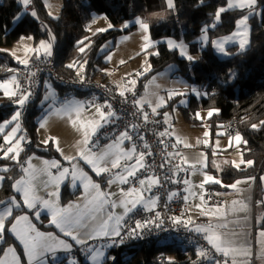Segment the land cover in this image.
Returning a JSON list of instances; mask_svg holds the SVG:
<instances>
[{
    "label": "trees",
    "instance_id": "16d2710c",
    "mask_svg": "<svg viewBox=\"0 0 264 264\" xmlns=\"http://www.w3.org/2000/svg\"><path fill=\"white\" fill-rule=\"evenodd\" d=\"M174 3L175 11L171 10L164 21H147L150 36L153 41L164 38L182 40L191 46L190 55L195 56L199 53L195 42L201 35V29L213 22L215 11L221 6L225 7L226 0H204L203 4L200 0H174ZM34 9L36 18L30 12H25L20 0H0V49L3 50L0 51V80L8 78L19 67L4 49L18 41L21 36L30 35L37 42L48 37L49 30L55 36L53 60L56 74L68 80L76 79L81 74L95 78L106 65L103 63V55H99L100 48L108 40H114L120 34L131 33L136 29L135 25L123 31L117 27L125 21L162 11L164 0H63L58 18L50 17L40 0L34 1ZM250 11L249 44L243 52L239 51L238 44H232L226 47L231 54L219 59L211 43H208L200 51L196 62L190 64L188 60L180 58L176 50H169L165 44H159V54L150 57L149 74L161 71L167 65H175L176 76L198 85L208 93L200 100L192 97L189 108L184 110L188 121L197 123L189 117V110L192 108L217 109L207 119L211 137H218L220 131L223 136L230 137L239 133L242 137L240 150L245 163L239 168L223 167L219 174L224 186L264 173V0H257L252 10L222 13L221 22L215 28L209 27L207 30L209 42L227 37L235 29L236 20L248 15ZM17 15L22 18L14 23ZM93 16L106 17L114 27L90 36L87 28ZM81 40L84 43L78 44ZM80 47L85 48L84 52H79ZM70 64L73 67H68ZM230 70L236 73L235 78H229ZM54 86L62 95L63 87ZM37 101L29 106L25 117L20 119L25 141L24 149L17 160L10 159L12 155L5 157L4 151H0V168L8 169L0 172L4 177L0 187V207L9 204L13 198L19 201L13 184L22 176L25 161L30 154L61 161L60 155L51 145L43 150L37 140L40 113L35 107ZM17 108L10 98H5L0 92V124L10 119ZM253 124L257 127L253 128ZM1 145L0 137V147ZM247 161L253 163L248 165ZM67 196L70 193L63 187L61 197L65 201ZM24 211V208H19L13 212L12 217ZM8 245H13L23 258L21 247L6 232L0 245V257ZM110 255L114 259H108L105 264H189V261H182L183 254L179 250L160 245H153L149 249L119 247Z\"/></svg>",
    "mask_w": 264,
    "mask_h": 264
},
{
    "label": "rangeland",
    "instance_id": "374dc122",
    "mask_svg": "<svg viewBox=\"0 0 264 264\" xmlns=\"http://www.w3.org/2000/svg\"><path fill=\"white\" fill-rule=\"evenodd\" d=\"M41 1L43 2V0ZM43 4H44V8L47 11V14L49 15L50 12L52 13V15H49L50 17L58 18L60 16L61 9L63 6V0H45ZM170 11L171 10L168 8L166 0H164V9L162 11L147 14L143 17H140V19H142L146 23L148 20H151V19H154V21L156 22H162L166 19V17H168ZM102 17L104 16H97L95 19V22H93L92 20L90 24L88 25L87 30L90 36L96 33H99V31H97L98 29L110 30L108 28V24L110 22L107 19H104ZM135 20L136 19H134L133 21H125L129 23V27H131L132 25L136 26V29L133 32L122 33L114 40H108L100 48L99 55H103V63L104 64L106 63V65H104L101 68L99 75H97L95 79L101 82L103 80V83H109L111 85H114L117 88L118 92H121V91H123L124 93L132 92L140 88L141 89L140 95L138 96L137 101L139 100V101H147V102L141 103L139 108L136 106L137 109L139 111H142L143 113L146 109L147 115H151L155 118L159 117L163 121V123L167 125V127L169 128L168 132L171 135V137L173 136L174 144L182 146L187 149H195V148L204 147L205 149L212 150L213 151L212 155L214 157L217 156L216 151H218L219 158L224 159L226 156L231 155L232 161L234 162V164H239V165L242 164L240 163L241 151H240V148L238 147V144L236 143L234 139L235 135L230 136V137L223 136V134L220 131L219 132L220 135L218 137H211L210 128L207 123V119L209 118L208 116L209 110H204V109H201L200 107L192 108L191 110H189V117H191L197 123H192V121L190 120L188 121L185 118L186 116H185L184 110L189 108L192 97L195 98L196 100H200V98H204L206 96V95H201L200 97H197L196 94L192 91V89L195 88L201 93H206L205 89L201 87L199 88L198 85L192 82H189L188 80H185L181 77L176 76L175 72L177 70V67L175 65H167L161 71H158L153 74H149L151 70V67L149 69V65L151 66L150 57L155 56L153 53H157V46L159 44H165V46L169 49L167 40L171 39L177 43L181 42L182 40H177L173 38H164L158 41H153L150 36V30L148 29V32L144 33L143 30L140 29L139 25L135 24ZM125 22L119 25L117 29L120 31H123L129 28V27L127 28L122 27ZM248 26H249V23H248ZM235 30L236 28L233 31ZM146 34L149 36V39L152 42L153 46L148 47L147 49H144L145 41L143 40V36ZM200 37H198V39L195 42L198 46V51H199V53L195 55V57L197 58L200 54V51L203 50V48L205 47L204 46L203 48H201V44L199 41ZM48 38L49 36L42 38L37 42H35L34 39L24 40V41H21L20 39H18V41H16L10 47L4 49V51L7 52L9 56L14 60V62L19 64L21 68L25 65L19 63V60L28 59L30 63L33 59H37L36 54L34 52L26 53L25 48L26 47L35 48L36 46L39 45L41 40L47 41ZM232 44H233L232 42L226 44L225 48ZM186 45H187L188 54H190L191 46H189L188 44ZM172 50H176L178 52V56L182 59H185L184 57L180 55L178 49H172ZM213 50L219 59H224L227 57V56L219 54L214 48ZM13 52H15V56L11 55V53ZM41 57H45L42 52L40 54V58ZM51 57H53V55ZM16 71L15 73H12L8 78L4 80H0V82L8 80L12 76H15L17 79L18 72L16 73ZM138 73L140 75H137ZM102 77H105V79H102ZM131 81H135V84L133 85ZM171 90L179 91L181 93H184V95H175L171 99H169L168 94H169V91ZM0 92L5 98H10L4 95L3 90H0ZM46 97L48 98L46 99ZM87 97H88L87 95L81 98L72 96L68 100H63L62 95H60L58 88H56L54 85L49 84V85L44 86L40 94L39 100L37 101L35 105V107L40 110V113L38 116L39 122H38V127L36 130V136H37V140L40 145L45 146L46 148H48L51 145L52 148L55 151H57V153L61 156L62 160L59 161L56 158H49V159L41 158V157H37V155L35 154H30L29 157H27L25 161V166L23 169L28 168L30 173L32 172L33 169L36 171L35 179L32 180V186L34 188L35 195L38 198H40V200L46 199L51 202H57L60 207H66L69 203L79 204L82 209L84 204L86 203V200H85L86 193H85L84 187L81 184L80 180H77L75 182V185H73L70 176L65 178V180L63 181V183L60 184V187H59L58 200L56 196L49 195V193H53L57 191L56 185L48 182L49 176L46 174L47 172H50L52 176H56L58 174V169L56 167H51V162L55 161L60 166V169H63V168L71 169L72 165L75 164L79 169H82L84 171V173L92 180L93 183L98 184L100 186L101 192L105 194H111L110 201L107 205L104 206L103 212L107 208L109 214H112L114 216H120V215H123V212H124L123 207L120 206V201L124 199V197L121 195V190L123 189L126 192L127 189L119 187V184L121 183H119V181L116 179L117 175L111 178V180L114 181L112 183L113 187L111 190H108L102 187V185L106 184V182H107L106 185L109 184L110 178L104 182L96 181V180H99L101 177H103V175L105 174H112L117 169H111L110 164H109L108 165L110 169L109 172H105V173H101L100 175H97L92 170L91 166L86 164L84 160L81 159L77 155V153L81 151L84 147L82 143L79 145L77 144L78 141L83 140V131L81 130L82 127L87 128L90 121L94 122L100 119L99 115L96 112L97 107H100L101 111H103L100 105L98 104L91 105L92 102L90 99H87ZM158 98H163L164 103L162 106L158 107L156 109V113L153 114L152 108L156 106L158 102ZM69 101L78 102L83 105V108L79 116H77L76 113H72L71 118L68 115H64V114L57 115L56 114L57 111L62 109L64 105L68 103ZM182 101L184 103H181ZM15 105L17 106V104ZM17 111L18 110H16V112ZM215 112L216 111H214L213 114ZM166 113H167V119L165 117ZM196 113L200 114V118L196 117ZM7 121H11V118L2 122L1 124H5V122ZM72 121H76L75 126H73ZM100 122L102 126L97 129L95 135L91 136L90 142L88 145L91 152L96 153V154L101 153L102 151L106 150L108 147V146H105L101 149H98L96 152L94 151L96 147L93 145V139L102 129V127L106 124L104 123V121H100ZM17 123H19V125L21 124L20 118L18 121H12L11 123H7L6 126L3 128V131H0V137L2 139V145L0 147V151L5 152L7 151L9 147H12L14 149L13 152L8 153V156L10 155L14 156L17 150L24 149L23 142L25 141V134L23 130L21 129V127L13 136H9V134L12 132V129L16 126ZM42 124H43V127L41 126ZM205 132L208 133L207 136L205 135ZM6 136L9 137L8 143H5ZM21 137H23V139H21ZM230 138H232L231 141H230ZM18 140H19V149H17L16 147V142ZM44 141H47V143H44ZM232 146L236 148L231 150L230 148ZM120 148L125 151L129 150V148H124L122 146H120ZM22 150L19 151V154ZM18 156L16 157V159H13V160L16 161ZM65 157H75V159H73L70 163L68 160L65 159ZM125 161L127 160H122L121 164H124ZM45 162H48V163L46 164ZM29 165H31V168H29ZM3 168L5 167H2L0 169H3ZM120 168H122L121 173H120L122 174L124 167H120ZM195 168L196 170H192L190 175H191V180L193 181L196 179V177L197 179L199 177L200 180H198L199 183L197 184H202V183L203 185L207 184V183H204L205 175H209V176H212L214 179L220 180L218 177H215L212 174H207L205 173V171H201V167H195ZM20 179L28 180L30 179V176L26 175L25 172L23 171L22 176L17 178L16 181ZM114 183H115V186H114ZM212 184H216V183L212 182ZM1 186H2V181H0V187ZM63 187L68 189L70 193H76L75 197L73 199H69V196H67V198H65V201H64L61 197ZM76 190H80L79 194L78 192H75ZM17 193H19L20 195L19 199L23 204L22 194L20 192H17ZM89 193L91 195L95 194L94 190L92 189H89ZM91 195H89L88 197L89 199L91 198ZM204 199H205V202H207V199L205 198V196H204ZM112 202H115L117 204V207L115 209L111 208ZM6 207H9L12 209V215H13V212L18 208L12 205L11 203H9L5 206L0 207V212H3ZM26 209L23 213L20 214V216L26 215L28 217L29 222L32 224V226L36 228L37 231L42 232V233H52V235L55 236L58 240H64L66 243L70 244L71 237L65 236L63 232L60 231V229H58L55 225L50 223L51 213L46 208H43L39 202L37 203V208L32 210L33 212L32 215H30L29 211H27L28 209L27 210ZM137 209H144V208L138 206ZM37 210L40 211L39 218H37L35 215V212ZM45 213L49 214V217H50L49 221ZM15 217L13 218L12 216H9L7 220L5 221V224L8 228L11 227V223H9L10 221L15 222ZM87 222L88 220H86L84 223L87 224ZM45 225H49L52 228L45 227ZM53 227L55 229H53ZM82 228L83 227H77L74 229V232ZM54 230H57L61 233H57ZM5 232L8 233L11 237H13L15 241L19 243L22 250L24 249V246L20 243L19 240L16 239L13 233L9 231H5ZM111 239H107L105 237L90 239L84 245H87V244L94 245L98 241H109ZM1 242L2 241H0V245H1ZM160 243L167 244L169 243V241L162 240ZM9 247L15 250V255L16 257L19 258L20 264L28 263V257L25 254L24 250L22 251V254H23V258H22L21 254L17 252V250L15 249L13 245H8L5 248L4 252ZM81 248L82 246L79 247V249ZM71 249L72 250L70 252L61 250V252H64V253H57L54 255L51 254L50 256L49 254H47L46 256L44 254V256L42 257V259L44 260V264H49V263L51 264L50 257H52L53 262L57 261V263L59 262V264H69L70 260L75 261V264H80L79 259L77 260L72 257L75 249H73L72 247ZM95 249L100 250V246H96V247L92 246L90 248V250H95ZM116 249H112L109 252L105 251L106 253L103 252L104 255L103 257L100 258L98 264H105V262L108 259H112L113 256H111L110 253L112 251H115ZM90 250H88L85 255L88 259V264H93L90 258L91 257ZM4 252L0 258H4ZM59 256H65L63 257L64 261L60 260L62 258H58ZM6 259L8 260L9 264H13V258L11 255H9ZM34 262L35 261H33V263ZM257 264H264V263L257 262Z\"/></svg>",
    "mask_w": 264,
    "mask_h": 264
},
{
    "label": "snow or ice",
    "instance_id": "6c2138e0",
    "mask_svg": "<svg viewBox=\"0 0 264 264\" xmlns=\"http://www.w3.org/2000/svg\"><path fill=\"white\" fill-rule=\"evenodd\" d=\"M20 3L24 6L25 12L28 11V6L31 3V0H20ZM167 6L170 10L175 11V3L174 0H166ZM200 3L203 4L204 0H200ZM257 4V0H227V7L221 6L217 8V10L214 13V19L213 22L210 25H205L201 29V37L199 38L201 48L206 46L208 43H211V46L221 55L228 56L230 55V51L226 50L225 45L232 42V43H238L239 44V51L243 52L246 50L247 45L249 44V26L248 21L249 17L252 15V12L250 11L248 15L242 16V18L236 20L235 22V28L236 30L231 33V35L227 37H223L220 40H208V28H215L217 24L221 22V14L234 8H239L241 10L243 9H249L252 10L255 8ZM31 15L33 17H36V12L33 10L31 12ZM49 15H52L50 12ZM22 16L17 15L14 18V23L21 20ZM55 18V17H53ZM104 19H107L106 17H102ZM96 17L93 16V22H95ZM135 24H138L140 29L143 30L144 33L148 32L149 25L144 22L139 17L136 18ZM46 27V26H45ZM114 26L109 23L108 28L111 29ZM123 28L129 27V23L125 22L122 26ZM107 29H98L97 31L103 32ZM48 40H41L39 45L35 48L26 47L25 51L27 52H34L36 54L37 59L40 58L41 52L44 54V56L51 57L53 55V44L55 43V36L51 33L49 30L48 33ZM32 36H21L20 40H32ZM144 43V49H147L148 47L153 46L152 42L149 39V36L146 34L143 36ZM78 44H83L84 42L78 41ZM167 44L170 50L172 49H178L179 53L182 57H184L186 60L189 61L190 64H194L197 57L188 54L187 51V45L183 43V41L177 43L171 39L167 40ZM85 48L80 47L79 51L84 52ZM0 51H3L0 49ZM154 55H158L159 53H153ZM11 55L15 56V52L11 53ZM19 63L24 64L25 66L28 65L29 60L28 59H22L19 60ZM68 67H73V65H68ZM83 67V66H81ZM149 65V69H150ZM11 71V69H9ZM34 75V73H33ZM79 75V73H78ZM137 75H140L139 73ZM236 73L232 72L230 70L229 78H235ZM83 78H81L82 80ZM131 83L134 85L135 81H131ZM20 85L16 79L15 76H12L8 80H5L3 82H0V90H3V93L6 97H15L17 96V91L19 90ZM192 91L196 94L197 97H200L201 95H208V93H201L197 89L193 88ZM121 96L124 95V92L121 91L119 93ZM31 93L27 94H21L20 97L16 100V103L23 107L25 103L28 101ZM175 95H184V93H181L176 90L169 91L168 98L171 99ZM48 97H46L47 99ZM147 102V101H135V105L139 108L141 103ZM164 103L163 98H158V102L155 107L152 108L153 114L156 113V109L160 106H162ZM181 103H184L183 101ZM109 108V111L107 113L101 111L100 107L96 108V112L99 115L100 119L96 120L94 122H89L88 127L84 128L82 127L83 131V140L78 141L77 144H83V149L77 153V155L84 160V162L91 166L92 170L97 174L100 175L101 173L109 172L110 169L108 165L110 164L111 169H117L121 167V161L122 160H131L133 159V154L135 153V148L125 151L120 148V145L125 140H132V136L129 135L128 131L122 132L119 134V137L117 138L116 143L108 145L107 149L102 151L99 154L92 153L90 148L88 147L91 136L96 134V131L98 128H100L101 122L104 121V123H108V118L113 117L114 113L111 111V106L107 105ZM83 108V105L78 102L69 101L64 105V107L57 111V115L64 114L68 115L71 118L72 113H76L77 116H79L81 110ZM214 111H218L217 109H211L208 111V116L211 117ZM21 116V113L17 111L12 117L11 121L5 122V124H0V131H3V128L6 126L7 123H11L12 121H18ZM165 117L167 119V113L165 114ZM196 117L200 118V114L196 113ZM143 118L145 122L148 120V116L146 113L143 114ZM73 126H75L76 121H72ZM264 123V122H262ZM43 127V124L41 125ZM253 128H256L257 125L253 124ZM20 128L19 123L16 124V126L12 129V132L9 134V136H13ZM132 128L135 129L136 125H132ZM161 136L164 135V133H160ZM205 135L207 136L208 133L205 132ZM23 139V137H21ZM140 139H143V137H140ZM232 138H230L231 141ZM237 144H240L242 142V137L239 133H237L234 137ZM9 142V137H5V143ZM246 143V141H243ZM44 143H47V141H44ZM187 146V145H185ZM16 147L19 149V140L16 142ZM147 147V145H145ZM22 149H19L15 152L14 156L9 157L10 159H16V157L19 155V151ZM59 150V149H57ZM14 149L12 147H9L7 151L4 152V156L8 157V153L13 152ZM148 155H151V153H147ZM144 157L145 153L140 152L137 157L135 158V162L133 164H128L124 167L122 174H117L116 179L121 184H127L130 182V180H138L140 188H136L135 186L130 187L126 192L122 189L121 195L124 197L120 201V206L123 207L124 212L123 215L120 216H114L112 214H109L107 218H103V210L104 206L107 205L110 201L111 194H105L100 191V186L98 184H95L92 182V180L84 173L82 169H79L75 164L72 165V168H63L60 169V166L55 162H51V167H56L58 169V174L56 176H52L50 172H47L46 174L49 176V183H53L56 185V192L49 193L50 196H56L58 200V193H59V187L60 184L63 183L65 178L71 177L72 184L75 185V182L77 180H80L81 184L84 187L85 190V200L86 203L84 204L83 208L81 209L79 204H72L69 203L66 207H60L57 202H51L49 200H40L35 195L34 188L32 186V180L35 179L36 171L33 169L32 172H29V169H23L26 175L30 176V179H20L13 184V188L20 192L23 196V204L24 206L29 210L32 211L33 209L37 208V203L39 202L43 208H46L51 213V221L53 225H55L58 229H60L61 232L65 236H70L72 240L76 242V244L83 245L87 241L84 238H81L79 235L73 234L74 229L77 227H87V225L84 223L86 220L88 221H97V223L91 228V232L88 233L87 239H96L100 237H109L115 238L119 237V240L113 239V244H122L126 239H137L142 238V234L146 228H149L151 225H155L156 227H159V224L156 223V220H159L160 214L156 213V219H146V220H136L135 221V227L128 228L127 232L124 235H121V228L123 225L121 224V221L124 220L125 216H128L129 213H132L135 211L138 206L144 208L145 210L151 211L155 205H156V198H146L144 193L145 191H151L152 187L159 185L160 180L159 177L155 176H147L143 179H138L137 172L141 169H144L146 165L144 164ZM66 160H68L70 163L75 157H65ZM184 163H187L186 158L183 160ZM46 164L48 162H45ZM240 163H245V161L241 160ZM252 161H247L248 165H251ZM162 167V165H161ZM179 167V166H177ZM192 167H195V165H192ZM234 167L239 168V164H234ZM29 168H31V165H29ZM0 171H8L7 168L0 169ZM4 179L3 176H0V181ZM261 179H264L262 177ZM114 181L109 180V185H111ZM213 182L216 184H221V181L218 179H214L212 176L205 175L204 176V183ZM187 184L188 181H185ZM241 183V181H236V183L230 185L231 188L235 189L237 184ZM203 183L200 185L201 188H203ZM224 186V185H221ZM89 189L94 190L95 194L91 195L89 193ZM89 195H91V198L89 199ZM174 195V194H172ZM171 199V195L169 196ZM203 199V198H201ZM185 200H187V197H185ZM11 204L15 207H20V205L17 203L15 199H12ZM2 203V202H0ZM264 203V201H262ZM117 207V204L115 202L111 203V208L115 209ZM199 207V206H197ZM75 210V211H74ZM35 215L37 218L40 216V211L37 210L35 212ZM9 216H12V209L9 207H6L3 212H0V241L4 240V234L5 231H9L13 233L17 240L20 241V243L24 246V252L28 257V264H33V261H37L38 264H44V260L42 257L45 253H52L53 255L60 249H63L65 251H71V245L66 243L64 240H58L55 236L52 235V233H42L36 230L34 226L29 222L28 217L26 215L23 216H16L15 222H9L11 223V227L8 228L5 224V221ZM99 217V218H98ZM173 223L179 224L181 223L180 218L173 217ZM160 223H163V221H160ZM191 223V220L189 219L187 222L184 223V226L187 228L188 224ZM195 231L205 233L204 238L207 240L208 244L215 249L216 253H222L225 257H228L230 253H240L243 255H248L249 252L247 249H236L233 247H230L226 244L225 241L222 240L221 235L217 234L215 231H213V226L209 224L207 227L204 226H198L195 228ZM261 235H264L262 233ZM112 246V245H108ZM91 252V260L93 264H98L101 257H103L104 253L100 251L99 249L90 250ZM9 255L13 258V264H20L19 258L15 255V250L11 247H9L4 252V258H0V264H9L8 260L6 259ZM198 258H203L205 260H211L212 257L208 254L207 251L203 249H199L197 251ZM114 259V258H112ZM69 264H75V261L70 260ZM195 264V262H193ZM216 264H220L219 261L216 262Z\"/></svg>",
    "mask_w": 264,
    "mask_h": 264
},
{
    "label": "built area",
    "instance_id": "2783aa9c",
    "mask_svg": "<svg viewBox=\"0 0 264 264\" xmlns=\"http://www.w3.org/2000/svg\"><path fill=\"white\" fill-rule=\"evenodd\" d=\"M33 10H35L33 5L28 7V12ZM19 68L20 66L17 69V81L20 88L17 91V96L10 97V101L17 104L16 100L21 94L31 93L23 107L17 104V110L21 113L20 119L25 117L29 106L37 101L46 85L62 86L64 90L63 100H68L72 96L81 98L87 95V99L92 102L91 105H100L105 113L109 111L107 105H110L111 111L114 113V116L108 119L109 122L94 137L93 145L96 147L94 151L96 152L98 149L116 143L119 134L128 131L129 135L132 136V140H125L120 146L129 149L135 148V154L133 159L125 161L121 167L133 164L137 155L144 152L143 162L146 167L137 172L138 179L147 176L159 177V185L152 187L150 192L145 191L144 193L146 198H156L155 207L151 211L137 209L130 213L122 222L121 235H124L128 228L135 227L136 220H155L156 213L160 214L159 220H156L159 227L149 226L144 230L142 238L126 239L122 244H113V239L108 242L98 241L96 246H100L104 252H109L119 247L149 249L153 245H160L179 250L183 254L182 261H189V264H193V262L195 264H216L217 261L222 264L221 256L208 244L204 238V233L195 231L198 226L207 227L209 222L201 218L190 219L191 223L188 224V227L184 226V223L189 220L187 217L188 203L184 197L185 191L190 188V170L183 162L182 152L184 149L179 145H176V148L174 147V141L168 132L169 128L159 117L155 118L147 115L148 120L145 122L143 114L147 110L145 109L144 113L139 111L134 103L140 95L139 89L126 92L121 96L114 85L103 83V80L101 82L85 74L79 75L76 79L60 78L56 74L53 57L33 59L27 66ZM81 78L83 79L81 80ZM132 125H136V128L133 129ZM160 133H164V135L161 136ZM140 137H143V139H140ZM149 152L151 155L147 154ZM185 181H188V183L186 184ZM133 186L136 188L141 187L138 180H130L126 184L127 188ZM170 195L171 199L169 198ZM204 196L210 205L219 202L212 189H207ZM173 217L180 218L181 223H173ZM160 221H163V223H160ZM115 240L118 241L119 237H116ZM162 240H168L169 243L161 244ZM92 246V244H89L81 249H75L72 257L78 258L80 264L87 263L84 256ZM199 249L207 251L212 259L198 258L197 251ZM58 258H63V256ZM50 260L51 264L56 262H53L52 257H50Z\"/></svg>",
    "mask_w": 264,
    "mask_h": 264
},
{
    "label": "crops",
    "instance_id": "0c3cea01",
    "mask_svg": "<svg viewBox=\"0 0 264 264\" xmlns=\"http://www.w3.org/2000/svg\"><path fill=\"white\" fill-rule=\"evenodd\" d=\"M34 1L35 0H31L29 6L32 5L34 6ZM40 2L44 6L43 2H45V0H43V2L40 0ZM225 7H227V0ZM233 10L243 11L247 9L241 10L239 8H234L228 11H233ZM233 44H237V43H233ZM102 79H105V77H102ZM171 138L173 139V136ZM174 145H175L174 147L176 148V144ZM41 147L43 150L47 149L45 146L41 145ZM238 147L240 148V144H238ZM235 148L236 147L232 146L230 149L233 150ZM183 149L184 150L182 152V155L184 159L186 158L187 160L186 165L189 167L190 170L189 172L190 188L185 191V197H187V200L185 201L188 203L187 217L189 219L201 218L207 220L209 224L213 226V231H215L217 234H220L222 240L225 241L228 246L236 249H247L249 252L248 255H243L240 253H230L228 257H225L222 253H219V255L222 258V264H257V262L264 263V235H261L262 233H264V224H263L264 203H262V201H264V179H261L262 177H264V173H262L261 175L258 173L257 176L253 178L240 179L239 181H241V183L237 184L235 189L231 188L230 185L236 183V181L238 180L233 181L230 184H227V186H221L223 185V182L220 178L219 173L221 172L223 167L225 166L234 167V162L232 161L231 155H228L224 159H222L219 158L218 151H216L217 156L214 157L212 155L213 151L210 149H205L204 147L195 148V149H187L183 147ZM241 160H243L242 153H241ZM243 164L244 163L240 164V166ZM192 165H195V167H201V171H205V173L207 174H212L215 177H218L221 180V184H212V182H208L207 184H204L203 188H201L200 187L201 184H197L199 183L198 180H200L199 177L198 179L197 177L196 179L194 178L195 179L194 181L191 180V175H190L191 171L196 170V168L192 167ZM121 169L122 168H117V170L114 171L112 174H105L103 175V177H101L99 180L96 181L98 182L107 181L109 178L111 179L117 174H120ZM106 184L102 185V187L111 190L113 187L112 184L111 185L109 184L106 185ZM217 185H219L218 188ZM119 187H122L127 190L129 189L126 187V184H119ZM207 189H212L214 191V194L219 199V202L217 204L210 205L207 204V202H205L204 193L206 192ZM14 191L17 195H19V193H17L15 189ZM76 191H78L79 194L80 190H76ZM68 193L70 192L68 191ZM75 195L76 193H70L69 199H73ZM17 202L20 205V207H18L16 210H18L19 208L26 209V207L23 206L20 199ZM45 215H47V219L49 221L50 219L49 214L45 213ZM102 215L103 218L105 219L107 218V216L109 215L107 208L105 209ZM126 217L127 216H125V218ZM96 223L97 221H88L86 224L87 227H83L82 229L74 232V234L79 235L81 238H84L86 239V241H88L90 239H87V235L88 233L91 232V228ZM45 227L52 228L49 225H45ZM53 229L55 228L53 227ZM54 231H56L57 233H61L57 230ZM105 238L110 239L109 237H105ZM70 244L71 247L76 250H78L79 247L81 246L83 247L84 245V244L83 245L76 244V242L72 239L70 240ZM93 246L96 247V243ZM61 250L63 249L58 250L55 254L64 253L61 252ZM101 251L104 252L103 250ZM47 254H49L50 256L52 253H45V256ZM84 257L87 260L86 264H88V259L86 255ZM74 259L78 260V258H74ZM60 260L64 261V259H60ZM33 264H38V262L35 261Z\"/></svg>",
    "mask_w": 264,
    "mask_h": 264
},
{
    "label": "bare ground",
    "instance_id": "6f19581e",
    "mask_svg": "<svg viewBox=\"0 0 264 264\" xmlns=\"http://www.w3.org/2000/svg\"><path fill=\"white\" fill-rule=\"evenodd\" d=\"M122 165V164H121ZM190 172V171H189ZM54 264H59V263H57V262H55Z\"/></svg>",
    "mask_w": 264,
    "mask_h": 264
}]
</instances>
